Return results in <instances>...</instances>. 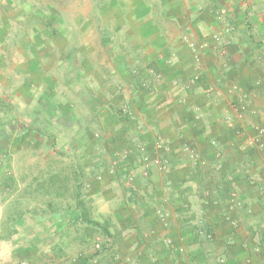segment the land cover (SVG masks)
Wrapping results in <instances>:
<instances>
[{
    "label": "crops",
    "instance_id": "crops-1",
    "mask_svg": "<svg viewBox=\"0 0 264 264\" xmlns=\"http://www.w3.org/2000/svg\"><path fill=\"white\" fill-rule=\"evenodd\" d=\"M29 9L12 73L34 106L11 123L77 160L111 246L91 264H264V0H103L87 41ZM157 138L202 163L138 177Z\"/></svg>",
    "mask_w": 264,
    "mask_h": 264
},
{
    "label": "rangeland",
    "instance_id": "rangeland-1",
    "mask_svg": "<svg viewBox=\"0 0 264 264\" xmlns=\"http://www.w3.org/2000/svg\"><path fill=\"white\" fill-rule=\"evenodd\" d=\"M21 1L0 0V27L5 26L0 40V264H83L87 259L91 264L96 254L103 255L111 246L104 234L82 221V210L75 207L77 199L86 201L85 191L77 186V160L71 151L62 153L43 138L22 136V129L11 123L27 119L26 111L34 105L25 106L24 100L35 92L23 88L24 79L12 70L26 56L20 43L33 36L35 19L28 13L29 5L71 29L75 40L87 41L93 32L81 29V24L98 14L103 0H24L27 5ZM159 141L165 148L157 147ZM152 146L153 155L138 149L140 178L148 176L151 165L167 171L176 153L178 160L190 161L188 152H194L187 146L176 152L164 138Z\"/></svg>",
    "mask_w": 264,
    "mask_h": 264
},
{
    "label": "trees",
    "instance_id": "trees-1",
    "mask_svg": "<svg viewBox=\"0 0 264 264\" xmlns=\"http://www.w3.org/2000/svg\"><path fill=\"white\" fill-rule=\"evenodd\" d=\"M79 198V197H78ZM76 209L78 210H82L81 212V219L82 221L89 226L90 228L96 230V231H100L102 234H104V236H108L109 233L107 231V228L105 226L100 225L99 223L93 222L88 218L87 213L85 212V207H84V202L82 199L80 200H76ZM83 208V209H82Z\"/></svg>",
    "mask_w": 264,
    "mask_h": 264
},
{
    "label": "built area",
    "instance_id": "built-area-1",
    "mask_svg": "<svg viewBox=\"0 0 264 264\" xmlns=\"http://www.w3.org/2000/svg\"><path fill=\"white\" fill-rule=\"evenodd\" d=\"M157 147L163 149V148H165V145H164V143L162 141H159L157 143ZM188 157H189L191 162H200V163H202L201 161H199V159H198L199 157L197 156V154L192 152V151L188 152ZM154 163L157 164V165H160L161 162L159 160H155ZM198 232H199V234L203 235L206 239H212V233L208 232L207 230L200 229ZM100 246H101L100 243H96L95 244V249L99 250L101 248ZM223 263H224V261L222 259L218 260V264H223Z\"/></svg>",
    "mask_w": 264,
    "mask_h": 264
}]
</instances>
